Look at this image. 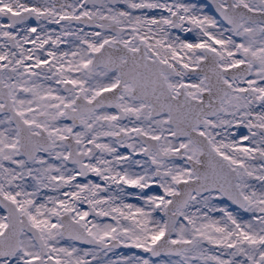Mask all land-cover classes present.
Here are the masks:
<instances>
[{"label":"snow or ice","instance_id":"obj_1","mask_svg":"<svg viewBox=\"0 0 264 264\" xmlns=\"http://www.w3.org/2000/svg\"><path fill=\"white\" fill-rule=\"evenodd\" d=\"M0 264H264V0H0Z\"/></svg>","mask_w":264,"mask_h":264}]
</instances>
